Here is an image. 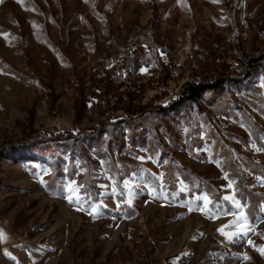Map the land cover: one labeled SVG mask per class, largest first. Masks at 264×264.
<instances>
[{
	"label": "rangeland",
	"instance_id": "rangeland-1",
	"mask_svg": "<svg viewBox=\"0 0 264 264\" xmlns=\"http://www.w3.org/2000/svg\"><path fill=\"white\" fill-rule=\"evenodd\" d=\"M262 52L264 0H3L0 143L25 138L27 155H0V264H264L247 243L264 246V202L251 218L237 192L244 179L264 195L244 162L264 163L262 69L200 106L157 111ZM206 179L240 201L247 236L218 231H237L232 201L190 193Z\"/></svg>",
	"mask_w": 264,
	"mask_h": 264
},
{
	"label": "trees",
	"instance_id": "trees-1",
	"mask_svg": "<svg viewBox=\"0 0 264 264\" xmlns=\"http://www.w3.org/2000/svg\"><path fill=\"white\" fill-rule=\"evenodd\" d=\"M243 64V69L240 73H234V74H220L217 75L213 79L203 80V81H192L186 83L181 91L179 92L178 98L175 99L167 109L166 107H161L157 111L158 112H165L166 110H170L172 112H177L180 110V108L187 103H194L197 106H200L207 93H217L225 89L228 85H238L245 81L247 78L252 76L255 72L259 71V69H262V73H264V52L259 53L255 56H249L245 58ZM7 72V68L5 69ZM85 97H79L78 99V105L77 109L78 111L82 110L81 104L85 102ZM224 106V105H222ZM225 110V109H224ZM107 122H103L102 125H105ZM129 123V122H128ZM131 124L134 122L131 121ZM101 128L97 129L100 130ZM253 130L255 131V136L259 137L260 132L258 131V126L253 125ZM209 133L213 134L214 137L218 140L219 137L216 135L214 129H211ZM87 135V134H84ZM72 138V137H69ZM259 144L261 145L262 149H264V141L259 139ZM26 143V139H18L15 141H11L5 144L0 143V155L6 154L8 151L18 154L19 156H26L27 150L22 148L21 145H24ZM222 146V142H219L218 147ZM222 149H227L224 145L222 146ZM42 152V151H41ZM41 152H32L31 154L36 158V156H42ZM228 152V151H227ZM36 153V154H35ZM224 156L227 157V160L229 161L230 167L234 170L235 174L238 176L243 175V171L241 168V165L237 163L235 160V157L230 155L229 153L225 154ZM243 159V158H242ZM246 162V165L249 170H251L254 173L261 174L264 176V163H260L258 161H255L252 158H247L244 160ZM165 184H170L169 188L171 189V192L177 191V178L175 177V172L172 170L171 175L166 174L164 178ZM246 181L242 179V182L240 181L237 186V192L238 196L241 199L242 203L247 205L246 212L249 215V217L254 218L260 210V205L262 202H264V195L262 194H256L250 189L246 188ZM192 185H196L195 183H191ZM199 188L192 189L190 191L191 194L194 192H200L202 190V186L207 188V190L211 193L213 197V203L218 204V206H227L228 208H231L232 205L229 204L222 195L218 192V188L213 186L212 182L206 179V181L203 182V180L199 183ZM182 196L185 197L184 193H182Z\"/></svg>",
	"mask_w": 264,
	"mask_h": 264
},
{
	"label": "snow or ice",
	"instance_id": "snow-or-ice-1",
	"mask_svg": "<svg viewBox=\"0 0 264 264\" xmlns=\"http://www.w3.org/2000/svg\"><path fill=\"white\" fill-rule=\"evenodd\" d=\"M0 3H3V0H0ZM5 38H7L6 34H5ZM225 179H227V176H225ZM40 182L42 184L45 183V181L43 180L42 177H41ZM228 186L231 187L232 183L230 182ZM82 187H83L82 185H76L75 187H73V185L70 184L67 186L66 190L69 191L70 193L75 192L78 194L80 191V188H82ZM65 198L67 199L69 204L79 205V204H81V201H82V197H80L79 195H76L74 197L73 195L70 194V195L66 196ZM224 199L232 201L234 204V207L238 210L237 219L235 221L237 231L235 233H226V232H224L223 228L219 229L218 231H220L222 235H225L228 240H232L237 236H247V232L250 231L251 229L248 228L246 223L241 222V221L246 222V220H247V217L242 210V207H243L242 204L240 203V201L236 200L234 196H225ZM117 208H119V205H117ZM77 210H82V208H77ZM92 211H96V209L93 208ZM225 227H228V226H225ZM245 229H247V230H245ZM5 239H7V237L4 234L3 230L0 229V240H5ZM247 243L249 245H251L252 247H254L262 256H264V246L257 247L255 244H253V242L250 239L247 241ZM244 259H250V257L245 255Z\"/></svg>",
	"mask_w": 264,
	"mask_h": 264
}]
</instances>
